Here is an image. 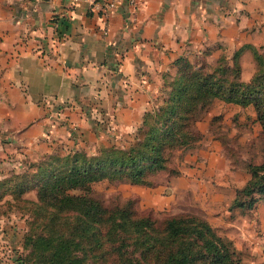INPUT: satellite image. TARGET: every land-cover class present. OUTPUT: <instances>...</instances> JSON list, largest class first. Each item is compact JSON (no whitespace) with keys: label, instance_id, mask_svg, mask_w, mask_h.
Segmentation results:
<instances>
[{"label":"crops","instance_id":"crops-1","mask_svg":"<svg viewBox=\"0 0 264 264\" xmlns=\"http://www.w3.org/2000/svg\"><path fill=\"white\" fill-rule=\"evenodd\" d=\"M88 4L0 0V179L53 151L131 133L180 58L230 59L242 48L248 79L251 47L264 50V0H139L133 13L122 1L106 29ZM11 200L0 198V264H27Z\"/></svg>","mask_w":264,"mask_h":264},{"label":"trees","instance_id":"trees-1","mask_svg":"<svg viewBox=\"0 0 264 264\" xmlns=\"http://www.w3.org/2000/svg\"><path fill=\"white\" fill-rule=\"evenodd\" d=\"M255 69L241 78L239 55L219 56L214 64L176 61L165 78L161 100L146 109L127 145L110 144L53 151L0 179V198L13 201L35 189L29 204L22 262L32 264H264L241 260L230 239L196 214L138 212L134 199L111 205L88 194L93 181L107 179L152 184L149 174L167 170L178 149L192 146L199 112L215 99L253 105L263 135L260 162H249L246 181L235 189L229 207L251 208L264 200V50L251 47ZM79 189L80 192H72ZM28 264V263H27Z\"/></svg>","mask_w":264,"mask_h":264},{"label":"rangeland","instance_id":"rangeland-1","mask_svg":"<svg viewBox=\"0 0 264 264\" xmlns=\"http://www.w3.org/2000/svg\"><path fill=\"white\" fill-rule=\"evenodd\" d=\"M245 62L244 76H249L255 69V61ZM160 100H155L152 106ZM194 127L199 139L188 148L176 150L171 159L170 166L179 169L178 174L167 170L152 172L149 185L102 179L87 185L88 194L108 205L132 198L138 212L150 211L158 219L183 213L199 215L219 235L231 240L243 262L264 263V200L251 208L229 207L235 189L249 176L247 164L258 163L263 156V135L253 105L238 108L215 99L198 113ZM133 131L126 136L122 132L107 144L127 145ZM97 149L98 146L86 148L90 152ZM28 193L22 200H11L16 218L23 221L24 237L27 229L24 210L29 205L25 199L35 200L36 190Z\"/></svg>","mask_w":264,"mask_h":264},{"label":"built area","instance_id":"built-area-1","mask_svg":"<svg viewBox=\"0 0 264 264\" xmlns=\"http://www.w3.org/2000/svg\"><path fill=\"white\" fill-rule=\"evenodd\" d=\"M72 3H78L82 0H70ZM126 1L130 13H133L139 7V0H89V8L92 12L99 15L103 20V28L106 29L107 21L112 11L122 2ZM58 21L54 19L53 25L58 26ZM52 105V104H51ZM50 105V106H51ZM60 108L52 105L48 110V115L53 118L59 117Z\"/></svg>","mask_w":264,"mask_h":264}]
</instances>
